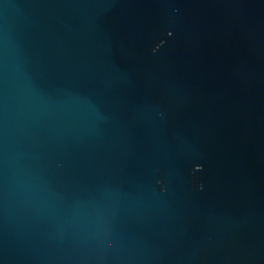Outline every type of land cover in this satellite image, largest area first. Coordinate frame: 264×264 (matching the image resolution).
Here are the masks:
<instances>
[{"label": "water", "instance_id": "95a60500", "mask_svg": "<svg viewBox=\"0 0 264 264\" xmlns=\"http://www.w3.org/2000/svg\"><path fill=\"white\" fill-rule=\"evenodd\" d=\"M0 264H264V0H0Z\"/></svg>", "mask_w": 264, "mask_h": 264}]
</instances>
